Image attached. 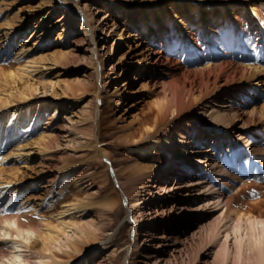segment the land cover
<instances>
[{
  "label": "bare ground",
  "instance_id": "bare-ground-1",
  "mask_svg": "<svg viewBox=\"0 0 264 264\" xmlns=\"http://www.w3.org/2000/svg\"><path fill=\"white\" fill-rule=\"evenodd\" d=\"M96 1L102 2L107 7L116 8L115 12L120 10L119 13L130 11L136 4L140 7L138 18L142 20V25L139 29L142 33H150L149 38L154 40L155 45L158 44L148 48L149 57L146 58L147 62L153 63L159 71L156 79L152 81V85L162 91L156 100L157 114L163 120L170 113H174L171 120L169 118L166 120L165 125L180 119L184 126L185 123L192 125L191 136L187 140L180 141L177 151H173L169 159L165 156L161 163L168 168L173 161L179 160L178 157L191 156V148L197 142V138L193 137L197 128L215 132L212 139L216 140L210 147H205L209 152H204L197 160L198 164H205L204 168L208 169L210 175L193 172L191 175L194 179L181 182L168 175V170H162L161 172L166 173L167 176L158 177L161 183L156 181L147 187L148 195H152L154 199H144L143 206L135 204V201L129 203L125 217L135 226L126 251L130 252L137 247L140 249L137 253H141L143 248V261L148 264H264V215L245 210L236 211L232 206L233 193L229 190L236 187L237 181L253 174L260 165L264 164V118H261L264 116V106L260 109L255 106L242 108L217 102L218 98L222 99V95L226 94L229 101H243L242 105L245 106L242 93L247 95V105L253 98L252 89L258 82H264L262 79V76L264 77V0H94L93 2ZM164 1L167 5H164ZM43 4L51 5L52 9L48 11L50 14L56 9H63L64 14L68 12L77 17L79 23L76 29L81 33L73 37L70 48L79 50L81 43H87L85 48L94 58L96 96L102 100V90L106 83L103 75L107 72L113 73L116 63L118 64L123 57L120 53L118 62L111 61L114 46L118 44L119 37H122V32L118 29L119 24L116 22L117 16L109 12L93 16L84 8V4L80 5L76 0H44ZM118 5L123 6L118 8ZM93 7L97 10L98 6ZM30 8H36V5H30ZM204 12H207V18L203 17ZM176 13L180 16L173 22L177 21V24L184 29H178L174 37L176 42L172 43L173 38L167 40L165 37L169 32L174 31L168 19L170 14L176 17ZM93 19L98 21L97 26L93 24ZM130 20L133 27L137 28L138 20L133 18ZM186 26L191 28L187 30ZM38 27L39 24H35L32 30ZM11 28H13L11 32H16L14 26ZM2 33L5 37L4 43H8L10 29L3 30ZM36 33L37 30L29 32V35L17 44L21 45L17 51L24 55L23 63L15 70L0 68V264H80L79 258L87 259L91 264H118L120 251L117 254H114V251L107 253V246L100 248L99 257L92 256V251L97 249L96 245L93 247L92 245L97 241L93 242L90 234L101 229V226L93 218H84L87 214L82 210L88 200L75 195L71 200L62 203V207L57 211L59 220L54 223L35 216L40 211L43 213V207L52 202L50 198L55 193L60 195L64 190L69 189L68 186L71 185L66 183V180H71L74 184L71 187L76 186L78 190H82L84 197L88 196L94 185V181L88 179L93 177L94 173L89 175L86 170L79 167L80 165L70 167L58 160L52 161L50 155L44 158L48 148L42 146L45 143L42 144L37 140L33 144L34 147L27 148L24 144L8 150L10 142L17 141L27 124L43 123L48 129L47 137L58 134L60 129L58 117L47 110L48 102L44 105L43 101H38L35 106L34 100L41 97H36L35 92L45 94L47 87L52 85L50 96H54V90L57 91V88L61 89L63 96L73 95L71 85L69 83L60 85L63 77L60 79L59 71L53 69L56 63H61V60L73 53L69 50L54 51L51 53L52 60L47 57L36 61L28 58L29 51L33 49L31 44L37 37ZM135 36L139 38L138 35ZM156 37L160 40H156ZM162 40L165 41L164 44ZM6 54V49L0 50V58ZM106 61L110 62L107 64ZM37 68L45 73L48 72L51 77L45 82H37L35 78H30L31 72ZM82 74L85 75V72ZM119 76L114 72L112 79H118ZM87 80L88 76L79 77L77 82L84 85ZM121 95L116 93L117 102L111 106L110 116L118 111L116 107L121 104ZM212 106L216 107L209 112ZM255 115L258 117L256 118ZM98 123V119L92 120L91 138L85 139V142L92 146L95 156L100 158L101 165L105 163L104 165L112 167V162L99 139L101 135L94 129ZM228 127L235 129L233 134L226 132L227 142L218 141V137L223 134L222 131H226ZM157 128L147 126L140 132V137L136 138L132 135L140 128L132 127V131L124 132L120 140L126 144L124 148L136 154L137 158L151 155L161 130ZM74 132L80 130L75 127ZM178 134L182 133L179 131ZM178 136L180 135H174L175 139L182 138ZM164 142L162 144L166 145ZM37 155L39 156L38 164L35 165L37 167H33L31 171L33 176L26 177L30 178L28 180L33 183V187L43 188L44 197L39 201H28L29 205L19 203V194L23 193L27 182L18 172L27 169L26 164ZM137 158L132 164L135 170H128L130 173L134 172L133 176L141 171L153 169L155 163L147 164L141 162L143 158ZM11 159H14L17 165L12 171L3 166L10 163ZM145 159L149 160L148 157ZM183 161L188 162L187 159ZM183 168L186 169V166ZM53 170L57 173L50 172ZM115 175L116 171L114 177L117 180L118 174ZM102 182L103 188L109 189L108 176L104 175ZM191 185L194 190L205 186L207 192H202L200 195V192L188 188ZM156 187H159V190H156L159 193L155 194L153 188ZM130 188L131 191H135L132 186ZM100 189L97 188L98 191ZM130 193L127 192L126 198ZM175 194L188 197L183 200L180 198L171 200L170 197H174ZM188 198L191 199L186 201ZM201 199H206L204 204H201L202 207L208 206L211 201L217 206L219 213L212 216L205 225L194 227L198 234L204 236L198 245H194V241L191 243L190 237L191 234L193 235L191 230L175 236L173 229L170 228V235H159L158 239L156 238L158 241L152 240V237L160 232L161 225L157 222L159 219V221L163 220L161 231L164 232L167 230V223L173 225L177 215L193 208L199 210L200 214H206L207 212L198 209L199 205H196L197 207L191 205L192 201ZM103 201L108 202L109 198L104 197ZM65 214H68L70 220L64 219ZM73 215L79 218L74 220L71 218ZM146 219L150 222L142 225L141 221ZM96 234L95 232L94 235ZM113 236L110 242L113 241ZM88 241L92 242L91 247ZM106 254L110 255L108 260ZM129 257L125 252L122 264H130Z\"/></svg>",
  "mask_w": 264,
  "mask_h": 264
},
{
  "label": "rangeland",
  "instance_id": "rangeland-1",
  "mask_svg": "<svg viewBox=\"0 0 264 264\" xmlns=\"http://www.w3.org/2000/svg\"><path fill=\"white\" fill-rule=\"evenodd\" d=\"M76 1L80 5L84 4V8L93 16H96V14L104 15L107 12L117 16L116 22L119 24L118 29L122 32V37H119L118 44L114 46L111 54V61L114 63L118 62L119 55L122 53L123 57L118 64L116 63L117 66L114 70L116 75L120 76L118 79L114 80L112 79L114 72H107L103 75L106 83L102 90L103 97L101 100L100 97L96 96V81L93 74L94 58L89 54L87 48H85L87 43H81L79 50L70 48L73 37L81 33L80 30L76 29V25H78L79 22L75 15H71L68 12L64 14L63 9H56L50 14L48 11L51 5L43 4L44 0H0V50L6 49L7 51V54L0 58V68L3 70H15L19 64L24 62V55L17 51L21 45L17 44L21 43V39L29 35V32H34L35 30H37V37L31 44V48L33 49L29 51L28 58H32V60L36 61L37 59L47 57L49 60H52L53 56L51 53L54 51L69 50V52L73 53V55L61 60V63H56L53 66L55 71H59V78L61 79L63 77V80L61 79L60 81V85L64 86L65 83H69L73 95L63 96L62 94L64 93L60 92V88H57V91L54 90V96H50L52 85L47 87L45 94H40L38 93L39 91L35 92L37 93L36 97H43L34 100L35 106H37L38 101H43L42 103H44V105L48 102L47 110L52 115L58 117V125L60 127L58 134L47 137L48 129L43 123L27 124L23 128L21 136L15 141L16 143L10 142L11 145L8 150L13 148L16 149L17 146L24 144L27 148L34 147L33 144H35L37 140L42 144L45 143L46 145H41L48 148L44 158L50 155V160L52 161L58 160L60 163H65L70 167L80 165L79 167H81L82 170H86L89 175L94 173V176L91 177L92 179H88L94 181L93 188L90 189L91 193H89L88 196L84 197L82 190H78L76 186L71 187L74 184L71 183V180H66L65 182L71 185L68 186L69 189L64 190L60 195L55 193V195L50 198L52 202L46 205L47 207H43V213L40 211V213L35 215L36 218L39 219L42 217L54 223L56 220H59L57 211L62 207V203L71 200L77 195L84 200H88L86 207L82 210L83 212H87H84V214H87L84 218H93V220L95 222L97 221V224L101 226V229L103 228V231L100 228L94 231V233H97V236L94 235V233L90 234L91 240L93 242L97 241L96 244L92 245V247L95 245L97 246V249L92 251V256L96 255L99 257L101 255L100 248L102 246H107V253L114 251V254H117V252L120 251L117 259L118 264H122L125 252L126 255L130 256V264H148V262L145 263L143 261V248L141 249V253H137L140 250L137 247L130 250V252L126 251V246L131 241V235L134 232L133 228L135 226L129 218L125 217L129 203L135 201V204L143 206L145 203L143 202L144 199H154L152 195H148L149 190L147 187H149V184L156 181L161 183V181H158V177L163 178V176H167L166 173L161 172L162 170H168V175L177 178V180L181 182H184L186 179H194V176L191 175L193 172L196 174L203 172L204 175H210L211 173L208 172V169L204 168L205 164H198L197 160L203 156L204 152H209L207 150L208 148L205 147H210L212 143L216 141L212 139L215 132L209 130L202 131L201 128H197L196 132L193 133V137L197 138V142L193 144V147L191 146V156L178 157L179 160L173 161V164L169 165L168 168L164 163H161V160L165 156L169 159L171 155H173V151H177L176 149L179 148L181 144L180 141L187 140V138L191 136L192 125L185 123L186 126H184L181 119V121H172L165 125L166 120L168 118L171 120L174 113H170L169 116L163 120L160 118V115L157 114L155 108L157 103L156 100H158L162 91H160L158 87H154L152 81L156 79L159 71L155 68L156 66L153 63H148L146 59L149 57L147 54L150 49L148 48L154 46L155 43L153 39L149 38L150 36L148 35H150V33H142L141 29H139L142 25V20L138 18L140 7L136 4L130 11H122L119 13L120 10L115 12L116 8H110L111 6L107 7L100 1H98V3L97 1L93 2L94 0ZM164 2V5H167L166 1ZM255 2L257 1H254V3ZM33 4L36 5L37 9L30 8V5ZM93 6H98L97 10H94ZM122 6L123 5H120L118 8ZM18 8H20V10H18ZM179 16L180 15L177 13L176 17L170 14L168 19L174 31L169 32L165 39L169 40L173 38L171 41L172 43L176 42L174 37L176 32L179 31L178 29H184L180 24H177V21L176 23L173 22V20L179 18ZM203 17L207 18V12L203 13ZM131 18H133V20H138L137 28L133 27L132 21L130 20ZM92 21L93 24L97 26L98 21L95 19ZM35 24H39V27L32 30ZM11 26L16 28V32H11L13 29ZM186 27L187 30L191 28L190 26ZM7 29H10V38L8 43H4L5 37H3L4 34L2 32ZM135 35H138L139 38ZM156 40L160 39L157 38ZM110 41H112V39H110ZM164 43L165 41L162 40V44ZM102 53L101 55H103ZM106 62L108 64L110 61ZM82 72H85V75L82 74ZM87 76L88 80L86 84L81 85L77 82L79 77ZM49 77H51V74L48 72L45 73L40 68H37L31 72L30 78H35L37 82H45ZM262 79H264L263 76ZM248 83L253 84L251 81H248ZM40 84L44 85L43 83ZM252 90V92H254L252 95L253 98L250 99L252 101L247 105V95L242 93L245 106L242 105L243 101H229V97L226 94L222 95V99L217 97V102L229 104L230 106H240L242 108H251L255 106L260 109L261 106H264V82H258ZM70 93L71 91H69V94ZM116 93L122 94L121 104L116 107L118 111L110 116L109 114L112 111L111 106L117 102V97H115ZM212 104L215 105V103ZM60 105L62 107H59ZM215 107L216 106H212L209 112ZM255 117L257 118L258 115H255ZM261 118H264V116ZM96 119H98L99 123L94 129L101 135L99 139L102 146L105 148L106 154L109 156V160L112 162V167L104 165L105 163L101 165L102 163L99 162L100 158L95 156L92 146L85 142V139L89 140L91 138L90 132L93 131V127H90V123H92V120L94 121ZM136 126L140 128L137 133L132 135L136 138L140 137V132L147 126H155V128L158 127L157 129L160 128L161 130L157 135V144L156 147L152 149L151 155L140 157L143 158L141 162H146L147 164L151 162L155 163L153 169L141 171L139 174L133 176L132 174L134 172L130 173L128 170H135L132 164L136 162V154L129 152V149H125L124 147L126 144L120 140V138L124 132L132 131V127L135 128ZM75 127H77L80 132H74ZM209 127L208 125V128ZM157 129L156 132H158ZM234 130V128L228 127L226 131H222L223 134L218 137V141L227 142L226 132L233 134ZM179 131L182 134H178ZM174 135H180L178 137L182 138L175 139ZM164 137L167 138L163 139ZM199 137L202 138L199 139ZM163 141H165L164 143L167 146L162 144ZM80 143H82V145H79ZM226 147L228 148L227 143ZM204 149H206V151H203ZM129 154H131V156H129ZM147 157L149 160L145 159ZM129 158L130 160L128 161ZM38 159V155L30 159L28 164H26L28 168L18 172L20 173L19 176L22 175V177H25L24 179L27 182V187L23 190V193L19 194V203L23 202V204H27L30 200L39 201L44 197L43 188L33 187V183L28 180L30 178L26 177L27 175L33 176L31 171L32 168L38 164ZM185 159H187L188 162L185 163V161H183ZM13 160L14 159H11L10 163L3 166L10 169V171L14 170L17 165ZM184 166H186V169L183 168ZM196 166L202 167V169ZM126 169L127 171H125ZM204 169L207 171H204ZM115 171L116 175L118 174V176L115 175L118 181L114 177ZM50 172L57 173L55 170ZM104 175L108 176L109 189H105L102 186V178ZM235 185L236 187L229 188L230 192L233 193L232 206H234L235 210L251 211L264 215V164L260 165L253 174H249L244 177V179L237 181ZM130 186L135 188V191H131ZM98 187L101 188L99 191L97 190ZM188 188L194 190L192 185L188 186ZM156 190H159V187L153 188L155 194L159 193ZM194 191L200 192L201 195L202 192H207V187L200 186ZM127 192H131L128 198L125 196ZM173 196L174 197H170L171 200L176 198L183 200V198L188 197L186 195L181 196L177 194ZM104 197H108L109 201L104 202ZM189 199L191 198L186 199V201ZM205 201L206 199H201L199 201L194 200L191 202V205L194 207L199 205L198 209L207 212L206 214H200L199 210L193 208L183 214L177 215L176 222L173 225L167 223V230L164 232L161 231L163 220L159 221V219L157 222L161 225V228H159L160 232L156 233V237H152V240L158 241L157 237L159 235H170V228L173 229V234H175V236H179L191 230L193 233L190 237L191 243L194 241V245H198L200 241L204 239V236L198 234L194 227L197 228L198 226L205 225L212 216L218 215L219 213V209H216L217 206L211 201L208 206L202 207L201 204H204ZM109 202L110 204H108ZM63 217L66 221L70 220L68 214L63 215ZM71 218L75 220L78 219L79 216L73 215ZM141 222L142 225H144L148 224L150 221L146 219ZM221 222H223V220ZM111 236H113L112 242L109 241ZM87 243L91 247L90 244L92 242L90 243V241H88ZM154 250L156 249L154 248ZM105 256L107 257L106 260H108L110 255L106 254ZM78 262L80 264H91L87 259L84 260L82 258H79Z\"/></svg>",
  "mask_w": 264,
  "mask_h": 264
}]
</instances>
